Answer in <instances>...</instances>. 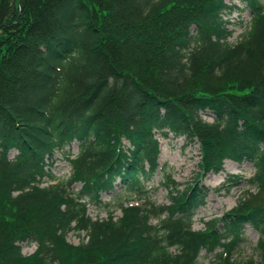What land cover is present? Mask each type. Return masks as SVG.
<instances>
[{"label":"trees","instance_id":"16d2710c","mask_svg":"<svg viewBox=\"0 0 264 264\" xmlns=\"http://www.w3.org/2000/svg\"><path fill=\"white\" fill-rule=\"evenodd\" d=\"M240 3L0 0V264H203L204 253L264 264V0ZM242 10L251 21L232 44L226 17ZM158 134L202 152L186 189L163 172L162 205L147 186L163 170ZM57 154L71 166L65 180ZM226 161L255 173L229 178L222 190L245 183L244 196L197 231L204 178ZM91 204L108 217H91ZM248 227L255 256L237 259ZM72 232L87 238L74 245Z\"/></svg>","mask_w":264,"mask_h":264},{"label":"rangeland","instance_id":"374dc122","mask_svg":"<svg viewBox=\"0 0 264 264\" xmlns=\"http://www.w3.org/2000/svg\"><path fill=\"white\" fill-rule=\"evenodd\" d=\"M228 5L236 4L241 9L245 8V5L240 3V0H225ZM226 19L231 21L228 25L230 30H233V35L230 37L229 42L236 43L243 33L248 29L249 23L251 21L250 12L248 10L234 11L231 16H227ZM206 121L212 122V118L206 116ZM157 138L161 142V155L160 164L163 170H159L158 174L149 182H147L148 189L152 191V200L159 205L169 204V192L162 185V180L165 178L163 172L170 174L172 179L179 183V189H186L193 180L199 174V164L201 162V147L200 143L195 141L189 143L184 138L175 139L172 135L168 138L161 137L159 134ZM68 153L72 157L78 154V145L74 143L71 148L67 149ZM16 155V151L10 153V158L13 159ZM64 156L56 155V163L54 164L53 172L60 179H67L71 175V166L67 160L62 159ZM165 169V170H164ZM255 169L251 163L236 164L230 161H226L224 164V169L220 173H209L204 178L205 187L209 188V196L207 199L206 206L199 208L194 217V229L201 231L204 229L205 221H208L214 217H221L225 212L232 210L236 207L239 200L244 196L247 190V185L245 183L242 186L235 187L231 192H226L222 190L223 185H230L236 182L227 180L231 177H241L243 181H247L253 177ZM221 188V190H220ZM119 189H121L119 187ZM74 190H80V186H74ZM254 192V190H252ZM129 194L126 192L121 193V200L123 202H129L132 204L138 203L137 200H130ZM103 201H110V195L105 194L103 196ZM120 201V200H119ZM118 204V202H116ZM89 215L94 219H105L108 217V210L103 206H97L91 204L89 206ZM116 216H121V211L116 210ZM86 234L82 233L78 235L72 232L68 236L69 242L74 245H79L82 240H85ZM246 242L241 244L237 249L236 258L247 260L252 256H255V249L260 238L258 232L254 229L248 227L246 231ZM22 253L25 256H29L37 250L38 246L35 243L25 242L21 245ZM203 264H219L216 258V253L213 255L206 256L203 254L201 258Z\"/></svg>","mask_w":264,"mask_h":264}]
</instances>
